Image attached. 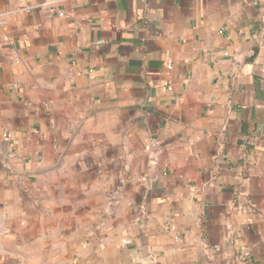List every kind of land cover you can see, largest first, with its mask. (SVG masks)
Listing matches in <instances>:
<instances>
[{"label":"crops","instance_id":"obj_1","mask_svg":"<svg viewBox=\"0 0 264 264\" xmlns=\"http://www.w3.org/2000/svg\"><path fill=\"white\" fill-rule=\"evenodd\" d=\"M147 257L264 264V0H0V264Z\"/></svg>","mask_w":264,"mask_h":264},{"label":"rangeland","instance_id":"obj_2","mask_svg":"<svg viewBox=\"0 0 264 264\" xmlns=\"http://www.w3.org/2000/svg\"><path fill=\"white\" fill-rule=\"evenodd\" d=\"M75 180H77V177H73ZM88 184H89V188L88 191L86 193V201L87 203L93 204V202H96L100 197H103V199L105 197L108 196V192L104 191L101 192V189L99 186L102 182L106 183L108 180L105 177H100V176H88ZM79 198H83L82 194L80 195L79 193L73 192L71 193V200L73 201V209H75V201H77ZM83 202V200H82Z\"/></svg>","mask_w":264,"mask_h":264},{"label":"built area","instance_id":"obj_3","mask_svg":"<svg viewBox=\"0 0 264 264\" xmlns=\"http://www.w3.org/2000/svg\"><path fill=\"white\" fill-rule=\"evenodd\" d=\"M55 4H56V1H50V2H47V3H44L43 5H41V7H44L47 9V12L50 14V15H55V16H58V17H62L63 16V13L62 12H57V13H54V9L53 7H55ZM31 8H25L23 9L22 11H28L30 10ZM224 56H227V54H224ZM170 64L167 65L168 68H170ZM170 90V89H168ZM130 241L129 240H126L124 241L123 243L120 244V247L121 248H124L128 245H130ZM216 251H218V249H216Z\"/></svg>","mask_w":264,"mask_h":264},{"label":"water","instance_id":"obj_4","mask_svg":"<svg viewBox=\"0 0 264 264\" xmlns=\"http://www.w3.org/2000/svg\"><path fill=\"white\" fill-rule=\"evenodd\" d=\"M152 261H153L152 257H147V258L144 259L142 264H150V263H152Z\"/></svg>","mask_w":264,"mask_h":264}]
</instances>
